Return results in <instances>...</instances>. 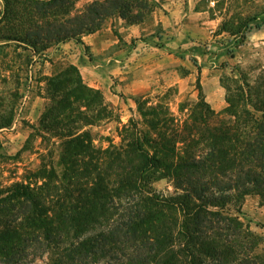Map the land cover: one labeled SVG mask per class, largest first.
Returning a JSON list of instances; mask_svg holds the SVG:
<instances>
[{"label": "trees", "instance_id": "16d2710c", "mask_svg": "<svg viewBox=\"0 0 264 264\" xmlns=\"http://www.w3.org/2000/svg\"><path fill=\"white\" fill-rule=\"evenodd\" d=\"M68 2L22 4L45 12ZM147 5L92 3L90 17L56 40L80 42L116 11L137 23ZM45 27L35 35L50 37ZM196 85L199 101L184 120L166 104L135 98L139 118L104 149L93 147L88 132L61 131L60 171L42 163L0 188V264H264V235L239 220L246 197L264 206V109L232 113L229 103L215 113ZM163 179L171 193L154 187Z\"/></svg>", "mask_w": 264, "mask_h": 264}, {"label": "rangeland", "instance_id": "374dc122", "mask_svg": "<svg viewBox=\"0 0 264 264\" xmlns=\"http://www.w3.org/2000/svg\"><path fill=\"white\" fill-rule=\"evenodd\" d=\"M104 1L69 0L66 9L45 12L41 9L44 15L33 5L30 12L24 11L23 0H0V125L11 122L0 137V188L23 181L42 163L60 171L61 131L88 132L93 147L104 149L109 141L118 144V132L131 117L139 118L135 102L138 97L132 101L119 98V104H114L99 89L89 87L79 69L70 63L71 50L61 47L69 41L76 43L75 38L56 40V36H63L83 18L86 21L90 17L87 8L92 3ZM164 3L165 0H147L148 9L142 12L139 22L130 23L131 17L124 20L126 25H140L149 36L123 41L120 37L123 32H118L121 26L118 11L103 18L91 33L106 30L109 36L119 39L117 47L128 50V56L131 48L143 42L165 46L171 53L170 46L175 44L170 36L160 35L163 31L155 25L159 9L168 13L162 6ZM191 5L209 21L205 24L207 31L201 29L203 25L199 26L192 38L197 42L192 52L179 49L176 56L190 63L195 71L202 69L217 77L225 107L229 103L234 106L232 113L239 112L242 106L250 111L253 107L264 109V0H191ZM136 11L139 10L133 8L132 12ZM43 27L44 35L50 37L35 35ZM152 36L163 37L164 43L148 40ZM84 53L91 57L89 52ZM58 81H62L61 94ZM143 97L152 104L168 105L178 120H184L199 101L197 85L192 82H184L180 90L172 86ZM154 187L165 194L173 191L168 179L157 181ZM239 220L255 234L264 235V206L256 196L245 198Z\"/></svg>", "mask_w": 264, "mask_h": 264}, {"label": "crops", "instance_id": "0c3cea01", "mask_svg": "<svg viewBox=\"0 0 264 264\" xmlns=\"http://www.w3.org/2000/svg\"><path fill=\"white\" fill-rule=\"evenodd\" d=\"M162 6L168 13L164 14L159 9L155 13V25L163 31L160 35L170 36L171 42L175 44L170 46L173 50L171 53L167 52L165 46L143 42L131 48L128 56V50L125 52L117 47L119 39L109 36L106 30L83 35L80 42L69 41L61 47L71 50L70 63L79 69L86 84L99 89L114 104H119V98L132 101L135 97L145 96L157 89L177 86L180 90L184 82L196 83L198 80L205 103L215 113H221L226 104L217 77L202 69L195 71L190 63L176 56L179 49H191L188 53L192 52L193 45L197 43L192 41L194 34L202 25L201 29L207 31L205 24H209V21L195 11L191 0H165ZM118 23L121 25L118 32H123L120 37L125 42L139 38L140 35L149 36L140 25H126L121 18H118ZM154 39L164 43V38L158 36L148 40ZM86 51L91 57L84 53ZM132 106L128 103L129 108L133 109ZM9 127L0 128V137Z\"/></svg>", "mask_w": 264, "mask_h": 264}]
</instances>
